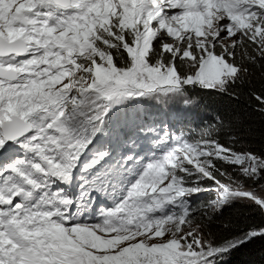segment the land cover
Here are the masks:
<instances>
[{
  "label": "snow or ice",
  "instance_id": "6c2138e0",
  "mask_svg": "<svg viewBox=\"0 0 264 264\" xmlns=\"http://www.w3.org/2000/svg\"><path fill=\"white\" fill-rule=\"evenodd\" d=\"M264 0H0V264H223L264 240ZM201 196L209 197L200 200ZM213 228L216 231H213Z\"/></svg>",
  "mask_w": 264,
  "mask_h": 264
},
{
  "label": "trees",
  "instance_id": "16d2710c",
  "mask_svg": "<svg viewBox=\"0 0 264 264\" xmlns=\"http://www.w3.org/2000/svg\"><path fill=\"white\" fill-rule=\"evenodd\" d=\"M190 96L199 100L198 107L202 108L205 114L202 117L203 122L210 121L217 114L231 118L236 112H239L240 118L244 121V125H251L253 128L250 139L252 140L254 147H261V131L264 126L261 125L258 117H255L254 119L247 118L241 109H234L229 101L222 99L211 92L195 90L190 92ZM198 119L199 115L196 116L195 124L188 123L190 125L187 126L194 128L197 124L201 123L197 122ZM208 198L209 197L207 196H203V198L199 199L207 200ZM224 218L231 219L238 228H247L251 224L259 225L262 220H264V217H261L260 214L251 207H245L239 203L226 208L224 210ZM213 231H216V229L213 228ZM223 264H264V240H256L240 247L232 252L228 256L227 262Z\"/></svg>",
  "mask_w": 264,
  "mask_h": 264
},
{
  "label": "rangeland",
  "instance_id": "374dc122",
  "mask_svg": "<svg viewBox=\"0 0 264 264\" xmlns=\"http://www.w3.org/2000/svg\"><path fill=\"white\" fill-rule=\"evenodd\" d=\"M195 100H196V103L193 104L194 106L192 105L193 107L190 106L187 109H185L183 107L182 103L179 101L174 102V103H170L169 105H167V107H164L163 105H157L155 103V101H153L152 105L150 106V110L151 111H160L162 113L167 112V113H171L173 115H175L177 113L178 114L183 113L187 116V119H188V120H182L183 124H185V125H190L191 123L195 124L196 123V121H195L196 116L199 115V119L197 120V122H203L202 117L205 115L203 109L198 107L199 106V100L198 99H195ZM189 120H190V122H189ZM188 123H190V124H188ZM200 198H203V196ZM227 260H228V256L225 257L223 263L227 262Z\"/></svg>",
  "mask_w": 264,
  "mask_h": 264
},
{
  "label": "bare ground",
  "instance_id": "6f19581e",
  "mask_svg": "<svg viewBox=\"0 0 264 264\" xmlns=\"http://www.w3.org/2000/svg\"><path fill=\"white\" fill-rule=\"evenodd\" d=\"M194 106V105H193ZM193 106H191V107H193ZM180 114V118H181V120H188L187 119V116L185 115V114H183V113H179Z\"/></svg>",
  "mask_w": 264,
  "mask_h": 264
}]
</instances>
